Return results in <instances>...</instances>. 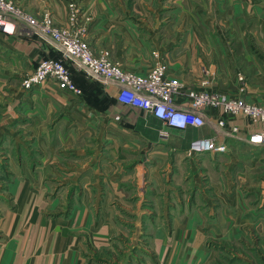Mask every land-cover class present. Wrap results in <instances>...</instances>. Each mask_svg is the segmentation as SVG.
I'll list each match as a JSON object with an SVG mask.
<instances>
[{"label":"crops","instance_id":"crops-1","mask_svg":"<svg viewBox=\"0 0 264 264\" xmlns=\"http://www.w3.org/2000/svg\"><path fill=\"white\" fill-rule=\"evenodd\" d=\"M17 1L59 23L75 2L87 43L126 71L146 75L167 61L175 107L202 90L264 104V0ZM58 55L44 40L0 32V132L25 148L19 163L8 161L0 264H198L209 237L237 227L264 233L263 198L247 208L242 195L264 183V145L248 141L259 123L206 105L202 126L169 129L72 63L80 95L53 81L21 88L41 58ZM234 126L237 137L219 134ZM209 137L226 150L187 154L193 139ZM46 179L59 180V190ZM252 239L264 259V240Z\"/></svg>","mask_w":264,"mask_h":264},{"label":"built area","instance_id":"built-area-1","mask_svg":"<svg viewBox=\"0 0 264 264\" xmlns=\"http://www.w3.org/2000/svg\"><path fill=\"white\" fill-rule=\"evenodd\" d=\"M67 8L66 21L59 23L50 12L33 14L17 0H0V32L36 37L46 41L60 53V56L41 58L36 67L22 79L21 88L29 90L53 81L63 89L80 95L82 91L74 84L67 65L72 63L76 69L102 85H116L115 97L119 103L151 113L169 129L200 127L205 123L203 108L206 105H221L223 113L229 118L247 117L252 123H259L261 128L252 133L248 141L264 145L263 103L249 101L241 95L228 96L202 90L190 94L187 106L175 107L170 100L178 84L167 75V61L163 59L156 62L146 75L122 69L106 53H96L87 43L77 4L70 2ZM217 125L222 129L224 119H220ZM238 132V128L234 126L219 134L237 137ZM161 134L166 137L168 131L164 130ZM225 150L224 143L218 142L215 137H209L193 139L186 152L191 156Z\"/></svg>","mask_w":264,"mask_h":264},{"label":"rangeland","instance_id":"rangeland-1","mask_svg":"<svg viewBox=\"0 0 264 264\" xmlns=\"http://www.w3.org/2000/svg\"><path fill=\"white\" fill-rule=\"evenodd\" d=\"M23 78L19 79L20 86ZM6 93L7 90L2 89V86H0V106L5 103L4 100H1V97L3 96V98H6ZM2 117H4V115L0 114V121L3 119ZM7 136L8 134L6 132H0V219L2 218L4 212L8 210L12 204L11 198L7 194L6 183L8 181L7 179L9 178V173H11V170L14 169V166H10L8 161L10 157H12V159L14 157L19 163L21 160L20 154L25 152L23 151L25 148L22 147V144L14 143V145V140H10V138ZM16 138H18V133L13 135V139L16 140ZM28 152L31 151L28 150ZM2 156H5V158ZM28 166L29 168L33 169L34 172H41V168H39L37 163H34L33 161ZM46 182L50 186L55 187V191L59 190V180L46 179ZM255 189L256 195L249 193L247 189H243L244 193L242 195L244 203H247V205H245L247 208L254 204H257L258 207L261 199L263 198L264 200V197L261 193V191L264 189V183H258V186L256 185ZM257 214L258 217L261 216L260 211H258ZM248 215H250V213L247 211L241 213L240 216H242V223H247V219L249 217ZM228 232V234H225V236L222 239L219 238V240L214 238V236L208 238V240L202 246L205 252L202 253V257L199 259L198 264H264V259L258 257L255 253V250L250 249V246H252V243H250L251 238H253V241H258L257 238H262L264 240V233H262L260 230H257L254 226L250 228H232L229 229ZM141 236L143 237L144 235ZM259 245H264V241L263 244L259 243ZM260 249L264 252L263 247ZM143 255L146 256V254Z\"/></svg>","mask_w":264,"mask_h":264}]
</instances>
